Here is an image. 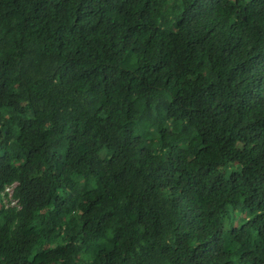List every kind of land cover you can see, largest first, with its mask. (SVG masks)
<instances>
[{
    "label": "trees",
    "instance_id": "1",
    "mask_svg": "<svg viewBox=\"0 0 264 264\" xmlns=\"http://www.w3.org/2000/svg\"><path fill=\"white\" fill-rule=\"evenodd\" d=\"M0 264H264V0H0Z\"/></svg>",
    "mask_w": 264,
    "mask_h": 264
},
{
    "label": "built area",
    "instance_id": "2",
    "mask_svg": "<svg viewBox=\"0 0 264 264\" xmlns=\"http://www.w3.org/2000/svg\"><path fill=\"white\" fill-rule=\"evenodd\" d=\"M5 191L9 193V197L11 198L12 197L13 188L12 187H7ZM15 205H17L16 201H15V203L13 205H7V207L8 206H15Z\"/></svg>",
    "mask_w": 264,
    "mask_h": 264
},
{
    "label": "rangeland",
    "instance_id": "3",
    "mask_svg": "<svg viewBox=\"0 0 264 264\" xmlns=\"http://www.w3.org/2000/svg\"><path fill=\"white\" fill-rule=\"evenodd\" d=\"M3 201H5V203H6L5 204V207H7V205H13L15 203V201H12V202L10 201L9 202V201H7V199L6 200H3Z\"/></svg>",
    "mask_w": 264,
    "mask_h": 264
}]
</instances>
